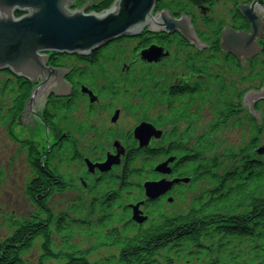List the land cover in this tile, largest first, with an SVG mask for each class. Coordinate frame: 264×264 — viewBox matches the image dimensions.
I'll use <instances>...</instances> for the list:
<instances>
[{"label": "rangeland", "instance_id": "obj_1", "mask_svg": "<svg viewBox=\"0 0 264 264\" xmlns=\"http://www.w3.org/2000/svg\"><path fill=\"white\" fill-rule=\"evenodd\" d=\"M87 1L89 0H74L72 10ZM90 1L97 4L101 0ZM182 3L185 14L188 16L193 14L195 16L194 26L198 29L196 31L201 34L199 36L206 41L211 39L209 37L212 36L208 32L205 34L207 30L203 29L202 24H200L202 17L189 6L192 4L187 0ZM239 3L250 4L251 0H219L216 1L213 9L207 11L206 14L208 17L215 19L216 27L219 26L217 25L219 19L225 20L226 27H232L230 26L232 22L230 15L234 13L235 7ZM91 7H86V12H89ZM19 14L21 16L26 13L14 12L13 16L19 17ZM262 16L264 17V11ZM220 31L218 29L216 34L220 33ZM216 34L215 36H217ZM142 36L143 34L140 38ZM137 46L138 42L134 39H126L113 44L107 51L102 52L103 55L99 61L101 69L98 67L92 68L90 65L87 66V63L80 62L72 57L66 56L61 60L58 68L72 67L75 70V75L71 77L75 88L71 87L69 96L71 105L67 111H55L52 109L51 104L53 102L56 104L57 100H51V103H46V110L55 117L54 124L56 132H58L57 135L48 127L49 131L45 136L31 133L19 121L17 122L16 120L13 123L14 121L6 118V110L17 95V91L14 92L17 87V81L13 76L0 71V241L11 234L10 220L12 218L13 220L26 219L36 213V210L30 205L25 195V187L32 180V172L28 166L27 155L21 148L19 141H28L37 148L40 155L48 151L47 148L50 145L51 148L49 149L51 150L60 140L66 142L65 146H59L58 149L57 147L54 148L51 152L52 155L48 157L51 166L68 181L70 189L54 194L48 204L53 220L57 221L60 218H64L71 226L72 237L63 241L53 236L52 240L56 249L62 246V241L64 243L63 246L68 241L71 246L86 253V262L89 264H105L110 256L116 255L118 252L117 247L100 246L95 236L89 233L88 230H93L98 233V236L102 237L106 229L98 228L96 222L102 221L101 223H105L103 227L110 223L117 228H126L127 233L132 232L130 230L131 226H136L135 230L137 231L141 227L136 225L138 222L134 220L135 216L144 219L141 223L145 228L152 222H161L165 217L184 213L189 209L191 200L195 198L196 192L205 190V183L208 180L195 183L197 189L194 188L195 190L193 189V191H189L187 186H184L182 190H178L177 185L172 184L163 195L161 194L157 198L151 199L146 196L144 189L146 182L170 180V178L172 179V174L177 172L175 169L179 168L176 163L177 168H174L173 171L171 168V172L168 174L159 173L156 170V165L166 163V168H168L169 164L172 163L171 161H169L170 163L168 162L170 158H176V160L179 158V155L169 151L174 141L171 142L168 135H174L173 137L182 141V147L184 151L188 152V155L198 154L196 150L198 148L201 149V146L206 148L207 152L204 156H207L208 163L214 161L211 166H215L216 169H214L216 172L213 174V179H218L225 170H231L236 167L238 164H233L232 160L236 158L235 161H238L239 157H242L240 155H242L244 150L254 157L256 149L264 148V102L256 104L257 107L255 106L260 110L261 117H263V123L259 127L251 119L248 120L245 112L240 113L235 120H227L222 125L218 123L220 121L218 115L223 105L230 106V103H234L240 106L243 93L249 89L261 88L264 83V65L261 62L263 58L253 59L251 56L249 61L247 58H242V62L245 63V67H243L240 61L233 56L231 63L233 62L234 64L238 61L236 63L239 64L236 69L223 55L215 53V55H208V53H205L199 57L198 62L193 61L190 64V60L185 56V51L181 52L169 46V59L149 66L139 62L136 50L133 49ZM256 46L259 47V53H257L260 54L261 52L263 54L264 36L256 39ZM192 59H195V57ZM192 64L196 68H202L203 65V70H206L202 74L201 79L194 81L199 83L200 96L204 93L205 95L202 97L206 99L199 100V104L194 109H187L182 113L188 118L186 120L167 112L168 108H175L181 103H173L170 100L167 102L166 96H158L157 92L169 87L182 74L187 76L188 66ZM85 68L88 70L83 74V70H86ZM79 71H83V75L77 74ZM146 80H151L153 85L156 84L160 88L153 89L147 85L149 88H143L145 92L141 95L140 93L142 92H139V89H142V83H146ZM70 86L72 85L70 84ZM81 86H85L89 90L93 89V94L97 97V100L92 103L88 102L86 96L80 92ZM126 89L127 91H124ZM159 89L161 90L159 91ZM122 91L124 92L122 93ZM146 93H152L154 96L149 98ZM61 106L62 102L56 104L58 109H62ZM197 106H200V108L196 118L194 117L196 114L194 110L198 108ZM115 110L119 111V116L116 122L113 123L111 122V117ZM158 117L159 119L162 118V122L155 125L167 138L161 141L160 144L156 143L157 141L151 142L148 149H162L159 150V154L163 151L166 152L165 156L156 155V152H153L155 155L147 157L149 160L143 155L139 157L126 171L129 177L127 179L126 176L125 181L128 184L126 187H122L126 164L119 165L121 169H118L117 164L113 163L110 165V169L103 173L97 171L96 173L86 174L84 170L85 158L95 163V167L99 166L106 163L110 156L116 157L118 155L116 146L122 150L118 160L122 156L126 157L138 143L137 140L132 138V130L141 121L155 122ZM250 120L252 123H250ZM254 131L257 133V141L254 145H249L252 132ZM57 136L60 137L58 138ZM199 136H205L202 137L204 142L200 144L196 143ZM166 146L167 148L165 149ZM72 148H76V154L80 155L81 159L75 158V153L72 154ZM124 150L128 151L126 155H123ZM202 161L203 159L200 157V162ZM222 161L224 165H221ZM257 161H261L264 164V155L257 157ZM219 164L221 166L217 168ZM130 171H135L136 174H133L132 177ZM121 175L122 180H120ZM79 180H82L84 184L80 183ZM139 184L140 187L138 188L137 185ZM178 191H181V193ZM119 192H121L120 195ZM262 193H264V188ZM113 194H118L119 196L117 195V203L114 204L113 211L108 212L106 210L108 207V205L106 206L107 197ZM130 205H134L136 211ZM101 210H105V213H101ZM106 215H108V219L104 221ZM112 216L114 218L111 219ZM118 219L123 220V222L118 223L116 221ZM212 240L208 241V243L215 246L210 248L216 252L222 251L221 254L226 258L230 255L228 252L229 246H235L234 250H237V243H232L229 239L217 237ZM40 242L41 239L34 241L31 249L23 255L22 260L25 264L38 263L41 258ZM244 242H246V244H243L244 246L250 249L253 248V244L250 243L249 246V240ZM181 247L177 248L181 249ZM183 249L189 248L183 247ZM189 251L192 250L190 249ZM214 253H207V255L211 256ZM233 253L236 252L234 251ZM187 255L182 256V253L175 252L173 247H170L167 251H163L160 255L158 254L155 260L157 264H189V261H186L189 260ZM211 257L209 258L210 260ZM39 263L62 264L63 261H42L41 259Z\"/></svg>", "mask_w": 264, "mask_h": 264}, {"label": "trees", "instance_id": "obj_2", "mask_svg": "<svg viewBox=\"0 0 264 264\" xmlns=\"http://www.w3.org/2000/svg\"><path fill=\"white\" fill-rule=\"evenodd\" d=\"M114 1L115 0H101L96 5H93L90 10L95 13L101 12L109 8ZM155 8L156 11L159 12L166 9V5H162L160 2H157ZM235 24L238 26V30H247V32L249 31V24L238 13L235 16ZM158 35L159 40L157 41L164 42L167 34L162 33ZM138 38L136 39L139 41L140 48L146 47L150 44L149 40L144 39V33L141 38ZM116 43L119 42L108 44L106 47L91 53L87 58L90 61L88 64L94 67L98 66V59L101 57L102 51L109 49L113 44ZM181 44H187V42L182 40ZM219 45V43L214 44L216 48H218ZM65 57L66 56L52 54L47 60V66L51 68H57L61 60ZM226 58L231 63L233 57L230 55ZM75 59L81 62L82 58L77 57ZM71 75L72 74H68L64 78L66 83H69V81L73 83ZM12 76L17 81L18 89L16 97L13 99L9 109L6 112V118L8 120L14 121L13 123H15V121L19 120V118L23 116L22 114L26 112L25 105L31 95L33 88L36 87L37 84H32L26 80L16 78L14 75ZM189 93H192L194 98L200 96V92H197L195 86L193 88H185L178 85L176 87H171L169 91H167V94L170 96V102L173 103H180V101L188 97L186 94ZM168 95H165L167 102ZM52 99L55 100L54 96H52V98H48V102L51 103L50 101ZM192 99L193 98L190 100ZM56 104L54 102L51 104L52 109L55 111H67L71 105V103H63L61 106L62 109H58ZM184 108L185 105L180 106L178 109L171 108V111H173L172 113L176 112L177 110H180L181 112ZM39 114V120L42 125L48 127L54 134L57 135L58 132H56V127L54 124L55 117L51 116L45 107L39 112ZM57 137L59 138L60 136ZM59 142L60 143L57 144V147L61 146V144L65 145L66 143L64 140H60ZM255 142L256 141L253 143ZM20 146L26 151L28 166L32 172V180L25 187V195L36 210V213L35 215L26 219L13 220L12 218L10 220V225H12L14 229L7 238L0 241V264H25V262L22 260V257L31 249L32 244L37 240V238H41V258L39 261L41 259L42 261L61 260L63 261V264H89L86 262V253L74 248L70 245V243H68V241L63 246V241H66V239L72 237L71 226L64 218H60L57 221L53 220L52 213L48 206V201L54 194L62 193L69 187L68 181L60 176L56 169L51 166L49 159L50 156L48 157L46 154L47 158L43 161L41 159V155L37 151V148L31 143L25 141L22 142ZM170 148V152L179 153L178 161L180 163L178 166L183 165V168H185L188 158H185L186 156L182 155L181 151L183 150H179V148H176L174 144L171 145ZM153 152L154 151L144 149H134L127 154L125 163L126 169L124 170L125 176L122 187H126V185H128L125 181L128 167L132 166L140 155L149 157L150 155H155ZM73 153H75V151H73ZM163 154L165 153L160 152L159 154L156 152V155ZM244 160L247 161L242 162L243 165H241L239 169V173L241 172V174L237 172L231 174L234 176L230 177L232 182H234L233 187L228 190H226V187L224 189L225 192L223 191L224 193L221 195H213L205 205L199 208V210H188L187 213L177 217H165L161 222H152L149 226L145 228L141 227L137 231L135 230L136 226H131L130 230H132V232L130 233H127L128 231L126 228H117L110 223L106 224V227H103L105 223H101L102 221L96 222L98 228L103 230L106 229L102 237L98 236V233L93 230L89 231L92 236H95L96 241L100 242L99 245L103 247L108 246L111 248H118L117 254L110 256L106 260L105 264H157L155 258L159 252L167 251L170 247H174L175 244L179 245L180 242H191L194 238L205 232L208 228L216 230L219 232V234L224 233L225 236L222 238L225 239L237 237L253 241L255 235H253L254 233L251 234L252 232L247 228V226L252 225V223H255L256 221L258 223L262 221L261 225L258 226L262 227L261 233L264 235V196L263 198H257L258 196H255V194L260 193L261 188L264 186V168L262 167L263 163L257 160L250 161L248 158H245ZM214 169L215 166L212 167L209 165H204L202 168H197L194 171L191 169H186L187 171L182 173L187 175L192 174V178L197 180L198 176H208V178H212L213 175L210 174V171ZM177 173H179V171H177ZM133 174H136V172L132 171L130 175L132 176ZM128 178L129 177L127 176V179ZM227 178H229L228 175L222 177L221 179L224 181L227 180ZM137 187L139 188L140 184L137 185ZM251 192L252 197L250 198L249 193ZM107 198L106 206L108 205V207L106 210L111 212L115 207L114 204L117 203V195H109ZM242 201L245 204H243L244 206L241 207L244 208L240 212H235L237 213L236 215L234 214L235 216H229L228 214L225 216L219 215V212L224 209H229L230 211H225L232 212L231 209L234 207H239ZM101 213H105V210H101ZM112 218H114V216H112L111 219ZM107 219L108 215L105 216L104 221ZM116 221L118 223L123 222V220L119 219ZM128 225H130V223H128ZM53 236L63 240L62 246L58 249L54 248V242L52 240ZM208 238L209 237H207V239ZM261 240L263 242L264 237L261 238ZM261 240L259 241L260 243ZM252 241H250V243L254 245L253 248L257 247L258 242L255 244L252 243ZM198 246V243H192V247H195V249H197ZM260 247L261 248L257 247V251L259 254L262 253L261 255H264V247H262L261 244ZM39 261L37 264H41ZM211 264L215 263L211 262ZM257 264H264V261Z\"/></svg>", "mask_w": 264, "mask_h": 264}, {"label": "water", "instance_id": "obj_3", "mask_svg": "<svg viewBox=\"0 0 264 264\" xmlns=\"http://www.w3.org/2000/svg\"><path fill=\"white\" fill-rule=\"evenodd\" d=\"M73 1L0 0V71L10 72L16 78L29 83L38 82L25 105L26 112L18 120L31 133L44 136L48 133L49 129L42 125L38 114L50 96L63 98L70 96L71 86L64 81L70 70L46 66L47 52L59 56L86 57L119 39L137 37L149 20L151 22L146 30H161L167 34L177 30L181 36L189 40V44H195L199 50L208 46L195 38L190 25L191 20L182 12L179 19L169 16L165 9L150 15L154 5L161 0H115L109 9L89 14L86 13L89 4L93 6L95 3L89 0L70 10ZM237 7L249 23V32L233 31L224 27L218 35L219 47L223 51V57L226 52L232 53L240 61L241 66L245 67L241 59L247 58L249 61V58L259 50L255 40L264 36L262 33L264 4L261 0H252L250 4L239 3ZM14 12L26 14L14 17ZM140 56L147 63L157 62L162 58L160 49L154 46L142 50ZM81 91L89 96L91 103L96 100L87 89L82 88ZM262 99L264 83L259 91L253 89L246 91L238 108H246L258 127L261 123V113L253 110V102ZM117 117L118 111L111 121L115 122ZM133 136L138 142V147L145 148L150 138L160 137V132L155 131L151 125L142 123L133 131ZM116 147L118 155L110 156L106 163L97 166L101 172L110 169L111 164L119 163L118 157L122 150ZM257 154H264V148L258 149ZM165 164L158 166L157 172L168 174L169 170ZM88 167L90 170L93 169L89 164ZM171 185L165 180L145 183V194L148 198H157ZM132 209L136 211V207L133 206ZM134 220L141 224L144 219L135 216Z\"/></svg>", "mask_w": 264, "mask_h": 264}, {"label": "bare ground", "instance_id": "obj_4", "mask_svg": "<svg viewBox=\"0 0 264 264\" xmlns=\"http://www.w3.org/2000/svg\"><path fill=\"white\" fill-rule=\"evenodd\" d=\"M187 1L190 4H192V5H189V6L193 10H195L197 14H199L202 17V19L200 21V24H202L203 29H206L207 30V31H205V34H206V32H208L209 35L212 36V37H209L211 39H209L208 41H206L203 38H201V36H199L201 34L198 31H196L198 29L196 28V26H194V21H196L195 20V16L193 14L191 16H188L187 14H185V12H184V10H185L184 9V6L181 5V4H183L182 2H186V0H161L159 2L162 5H166V9L165 10L168 11V15L171 16V17H173L174 19H179L180 12H182L183 15H187V17H189V19L191 20L190 21V23H191L190 25H192V31H193V34H194L195 38L197 40H199L201 44L208 45L207 47H202L199 50L195 46V44H189V40L186 39V38H184L183 36H181L177 30L174 31L172 34H167L166 33L167 34V37H166L165 41L164 42L163 41L162 42L160 41L161 42L160 43V42L157 41V40H159V37H158L159 35L158 34H162V33H165V32H162L161 30H159V31L146 30V29L149 28V25H150V22H151L149 20V23L145 26V28L142 30V32L138 36L140 37L144 33V39L145 40H149L151 46H154L155 48L160 49V52H161V55H162V58L160 59L161 62L164 61L165 59L166 60L169 59V55L167 54L168 53L169 46H171V47H173L175 49H178L181 52H184L185 51V52H187V54L193 55V56L194 55H197V56L200 57V56H203L205 53H208V55L209 54L212 55L214 53L215 54H221V55H223V51L220 49V47L216 48L214 46V44L219 43V38H217L218 35H219V33L216 34V32H218V29L221 30L222 28L226 27L225 20L224 19H219L218 20L219 23H217V25H219V26L216 27L215 26V21H214L215 19H213L211 17H208L207 14H206V12H203V10H202L203 8L205 9V8H208V7L210 9H213L214 5L216 4V1H219V0H187ZM261 2L264 4V0H261ZM209 3H210V5H209ZM245 4H248V3H245ZM73 5L74 4L72 2V6ZM72 6H71L70 10H72V8H73ZM155 6H156V4L154 5V10L151 12L150 15H153L155 12H157ZM237 13L240 14L244 18V16L241 14V12L239 11L238 7L236 6L234 13L230 15V20L232 21L230 23V26H232V27H228V28L232 29L233 31H237L238 30V26L235 24V16H236ZM239 31H241V30H239ZM244 32L247 33V31H244ZM262 33H264V28L262 29ZM215 34L217 36H215ZM119 40H123V39H119ZM119 40L114 41L112 43L119 42ZM134 40L137 41L138 39L134 38ZM182 40H185L187 42V44H183L182 45L181 44L182 43ZM255 42H256V40H255ZM112 43H110V44H112ZM167 45H168V48H167ZM133 49H135L136 50V53H138L139 50H140V45L137 46V47H135V48H133ZM258 53H256L255 55H253L251 58H253V59H258L260 57L263 58V60H261V62L264 65V54H262L261 52H260V54H258ZM52 54H54V53H52V52L45 53V55L47 56V60L49 59V56L52 55ZM230 55L233 57V54L232 53H227L226 52L224 57H229ZM68 56H70L72 58H77V56H75V57H73L72 55H68ZM78 58H82L81 61L84 62V63H89L90 62L87 59L88 56H86V57H80V56H78ZM160 60H158L157 62L146 63L145 65H149V66L156 65V64H159V61ZM194 61H197V59H194ZM236 62H238V61H236ZM236 62L234 64L232 62L231 64L233 65L234 68L237 69L239 67L238 66L239 64H237ZM96 67L100 68V65L95 66V68ZM203 67L204 66L202 65V68L201 67L200 68L197 67L195 69L190 70V73L191 74L192 73L194 74V80H193V82L191 84H194L195 83L194 82L195 80L197 81V80H199V79L202 78V76H203L202 74H204V71H206V70H203ZM74 71L75 70H70L69 71V74H72L73 75V72ZM83 71H79V72H77V74H82V72L84 74L85 71H87V69L86 70H83ZM8 73L11 76V73L10 72H8ZM151 80H153V78H151ZM151 80H146L147 81L146 83L142 81L143 82L142 83V86L140 84V86H141L142 89H139V92H142V93H140V94H144L143 92H145V91L143 90V88L148 87V86L152 87L153 89L154 88H160L156 84L153 85L152 82H151ZM69 84L73 85V83H71L70 81H69ZM196 84L199 85V83L196 82L194 84L195 87H196ZM179 86L185 87V85L183 83L179 84ZM167 88H168V90H167ZM167 88L166 89H163L162 91H160L162 88L159 89L160 92H157V95L158 96H161V97L163 95H166L167 96L168 95L167 94V91H169V87H167ZM185 88H187V87H185ZM17 89H18V87H17ZM196 89H197V87H196ZM260 89L261 88L254 89V90L255 91H259ZM90 91L93 92V89L92 90L90 89ZM124 91H127V89L124 90ZM124 91H122V93ZM199 91H197V92H199ZM146 94L149 96V98H152L154 96L152 93H146ZM243 94L241 95V97L243 96ZM186 95L188 97L185 98V101H188V102L186 103L185 108L181 112H180V110H177L174 113H172L173 112V111H171L172 109L169 108V113L171 115L172 114L173 115H177L179 118L181 117L182 119H186L187 120L188 118L185 117L182 113H184L187 109H194L196 107V105L199 104V102H198L199 100H205L206 98L202 97L203 95H205L204 93L201 96H197L196 98H194V95H192V93H189V94H186ZM168 97H170V96L168 95ZM49 98H52V96H50ZM54 98H55V100H57V103H61V102H62V104L63 103L64 104L71 103V99L69 97H66V98H63V97H54ZM191 98H193V99L190 100ZM47 102H48V100H47ZM262 102H264V99L258 100L257 102H253V110H256V111L259 112L260 110L258 108H256L257 107L256 104L262 103ZM240 106L237 105V104H234V103L233 104L230 103V106H224L223 105L221 107L220 114L218 115V117L220 118V121H219L220 122V125H222L227 120H230L231 121V120L237 119L236 117L240 113H243V112L247 113L248 120L251 119L252 121L255 122V119L253 118V116L250 114V112L246 108L238 109ZM9 107L7 108V110L9 109ZM197 107L198 108H196L194 110L195 111L194 113H196L194 115V117H196V118L198 117L197 114L199 113L200 106H197ZM50 115L53 116L51 113H50ZM251 120H250V123H252ZM260 120H261V123H260V125H261L263 123L262 122L263 121V117L260 116ZM17 122H18V120H17ZM250 125H252V124H250ZM217 126H218V124H217ZM256 134L257 133L255 131L252 132V138L249 141V145H251V144L254 145L256 143V142L253 143L254 141H257L256 140V137H257ZM173 136L172 135H168V137L171 139V142L174 141V143H172V145L174 144V146L176 148H179V150H183V151H181V153H182V155L186 156L185 158H188V160L186 162L185 168H183V165H181V166H179V168H177V164H179L180 162L178 161V159L176 160V158H175L172 161L171 165H170L169 171H171V168H172V170L174 168H177L175 170L179 171V173L177 175H175V176H172V179L170 178V180H168V179L165 180V182H167L168 184H176L178 190H180V189L182 190L184 188V186H187V187H189V191H193L194 188L197 189L196 186H195V183H198L199 181H203V180H208L207 183H205V190H203V191L200 190L201 192H199V191L196 192L195 198H193L191 200L189 210H196V209L199 210V208L202 207L203 205H205L209 201V199L212 198L213 195H218V194L221 195V194H223L225 192L224 189L226 187H227L226 190L231 189L233 187V184H234V182H232V180L230 179V177H234L231 174H233L235 171L237 173H239L240 166L243 165L242 162L247 161V160H244L245 158H248L251 161V160H257V157H261V156L264 155V154H257V150L258 149H256L255 150V156L253 157V156H251L250 153H247L244 150V152H242V155L239 154L242 157H239V160L238 161H235L236 158L233 157L234 160H232V163L233 164H235V163L238 164L236 166V167L239 166L238 168L234 167L231 170H228V169L225 170V172L221 176H219L218 179H213V178L211 179V178H208V176H198V179L196 180V179H193L192 178V176H193L192 174L187 175V174L182 173V172L187 171L188 169H191V170L194 171L197 168H202L204 165L211 166V165H213L214 161H212L211 163H208L209 160H208L207 156H204V154L207 151L205 150L206 148H204L203 146H201L202 147L201 149L198 148L196 150L198 152V154L196 153L195 155L194 154L188 155V152L184 151V148L182 147L183 146L182 141L177 140ZM202 137H205V136H199L198 139H197V141H196V143H199L200 144V143L204 142V139ZM166 138L167 137H165V139ZM247 147H245V148H247ZM185 149H187V148L185 147ZM247 149H249V148H247ZM261 149H262V147H261ZM200 157H202V159H203L202 162H200ZM189 158H191V159H189ZM147 160H149V158H147ZM160 165H161V163L158 164V165H156V168L158 166H160ZM172 165H173V167H172ZM221 165H224L223 161H222ZM221 165L219 164L217 168H219ZM262 165H263L262 167L264 168V164H262ZM188 167H191V168H188ZM188 172H190V171H188ZM215 172H216L215 170H214V172L212 170V171H210V174L213 175ZM227 175L229 176V178H227V180H224L223 181L221 178L224 177V176H227ZM263 188H264V186L261 188L260 193L255 194V196H258L257 198H263V196H264V193H262ZM179 193H181V191ZM249 196H250V198L252 197V192L249 193ZM245 200H248V199H245ZM243 204H245V203L242 201L239 207H234L233 209L230 208L232 212H229L230 211L229 209H224V210H222V211L219 212V215H221V216H225L226 214H228L229 216H232L234 214L236 215L237 213H235V212H240L244 208V207H241V206H244ZM225 210H229V211H225ZM179 215H182V214H177L176 217L179 216ZM171 217H175V216H171ZM261 223H262V221L259 222V223L256 221L255 223H252V225H250V226L248 225L247 226V228L249 230H251V232H252L251 234L254 233L253 235H255L254 238H253V241L252 240H249V243H250V241H252V243H255V244H256V242H258V246L257 247H259V248H261L260 247V244L262 245V247H264V240H263V242L261 240V238L264 237V235L261 233V231H262L261 228L262 227L261 226L260 227L258 226V225H261ZM224 236H225L224 233L219 234V232H217L216 230H213L212 228H210V229L208 228V229H206L205 232L199 234L196 238H194L191 241L192 243H195V244L198 243L199 246H198L197 249H194L195 247H192V243L191 242H180L179 245H177V244L174 245L173 251L178 252V253H182V256L188 254L187 257L189 258V260H186V261L187 262L189 261V264H207V263H209L207 261V257H204L203 255H205L207 253H211V252H215L214 254H211L212 257L209 256V255H206V256H209V258L211 257V260L209 259V261H212L215 264H236V263H240V264L241 263H244V264H257V263H262L264 261V255H261L262 253L261 254L258 253L257 247L250 249L249 247L243 245L244 243L246 244V242H244L246 239H243V238H237V237L236 238H227L232 243L233 242L237 243V250H234V246H232V247L229 246L228 252L232 256L228 255V258L224 257V255L221 254L222 251L221 252L220 251L216 252V251L212 250L210 247H213L215 245L214 244H209L208 241H210V240H212L214 238H217V237H224ZM207 237H209V238L207 239ZM215 240H212V241H215ZM260 240H261V243L259 242ZM239 243L241 245H238ZM231 244H229V245H231ZM180 246H182L181 249L177 248V247H180ZM183 247H187L189 249H183ZM190 249L192 251H189ZM234 251L236 253H233ZM162 252H159V255ZM209 264H211V263H209Z\"/></svg>", "mask_w": 264, "mask_h": 264}, {"label": "flooded vegetation", "instance_id": "obj_5", "mask_svg": "<svg viewBox=\"0 0 264 264\" xmlns=\"http://www.w3.org/2000/svg\"><path fill=\"white\" fill-rule=\"evenodd\" d=\"M207 9L210 10L209 7H208ZM195 54H196V53H195ZM193 57H195V59H197V62L199 61V56H197V55H194V56L191 55V57L188 58V59L190 60V62H189L190 64L194 61V59H192ZM187 61H188V60H187ZM194 62H195V61H194ZM192 65H193V64H192ZM191 70H192V69H191ZM187 75H188V76H186V78L189 79L187 83H192L193 80H194V74H193V73L191 74L190 71L187 70ZM178 79H179V78H178ZM187 83L184 84V82H183V84L185 85V87H187ZM195 83H196V82H195ZM196 85H197V86H196V87H197V91H199V90H200V89H199V85H198V84H196ZM193 87H194V86H193ZM193 87H192V88H193ZM188 88H189V87H188ZM199 92H201V90H200ZM199 92H198V93H199ZM52 100H53V99H52ZM187 100H188V99H187Z\"/></svg>", "mask_w": 264, "mask_h": 264}]
</instances>
